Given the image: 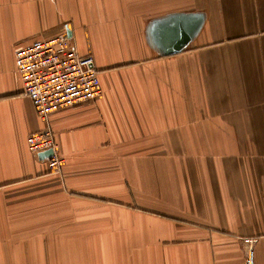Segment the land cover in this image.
I'll use <instances>...</instances> for the list:
<instances>
[{
	"label": "crops",
	"instance_id": "0c3cea01",
	"mask_svg": "<svg viewBox=\"0 0 264 264\" xmlns=\"http://www.w3.org/2000/svg\"><path fill=\"white\" fill-rule=\"evenodd\" d=\"M63 34L103 95L42 119L15 51ZM248 238L264 264V0H0V264H243Z\"/></svg>",
	"mask_w": 264,
	"mask_h": 264
},
{
	"label": "built area",
	"instance_id": "2783aa9c",
	"mask_svg": "<svg viewBox=\"0 0 264 264\" xmlns=\"http://www.w3.org/2000/svg\"><path fill=\"white\" fill-rule=\"evenodd\" d=\"M15 64L22 80L23 94L31 100L42 119L63 109L95 102L103 95L93 56L80 54L66 34L36 40L18 48ZM27 143L35 156L52 150L54 154L48 158V166L53 172L61 170L65 160L58 154L50 130L29 135ZM243 243L246 247L243 264H256V240L248 238Z\"/></svg>",
	"mask_w": 264,
	"mask_h": 264
},
{
	"label": "water",
	"instance_id": "95a60500",
	"mask_svg": "<svg viewBox=\"0 0 264 264\" xmlns=\"http://www.w3.org/2000/svg\"><path fill=\"white\" fill-rule=\"evenodd\" d=\"M163 40H164L165 45L170 49L171 52L175 50L177 46V40H176V37L173 35L172 30L170 28H166L163 31ZM53 154L54 152L52 150H49L45 153L39 154V157L42 159H48L51 156H53Z\"/></svg>",
	"mask_w": 264,
	"mask_h": 264
}]
</instances>
